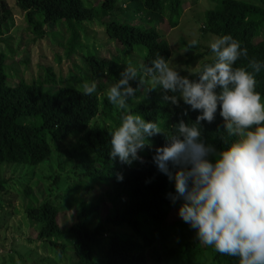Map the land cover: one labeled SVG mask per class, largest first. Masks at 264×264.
<instances>
[{
	"label": "trees",
	"instance_id": "obj_1",
	"mask_svg": "<svg viewBox=\"0 0 264 264\" xmlns=\"http://www.w3.org/2000/svg\"><path fill=\"white\" fill-rule=\"evenodd\" d=\"M14 1L24 12L33 43L45 40L49 27L69 29L65 55L72 68L67 75L57 76L53 67L41 66L39 76L31 80L20 75L9 56L17 53L10 46L12 39L3 38L14 11L10 1L0 0V169L12 165L26 171L19 179L0 176V208L12 206V192L24 196L28 201L25 217L38 241L50 256L66 255L71 264H238L237 258L221 255L186 233L191 228L182 219L169 223L180 202L172 204L168 194L175 192L174 182L151 162V151L140 153L145 164L134 162L131 167L111 161L108 155L109 132L124 115L107 96H101L108 82H117L129 63L137 67L139 79L157 54L168 61L172 57L171 44L157 20L144 17L135 25L122 17L132 7L137 15L157 13L176 28L183 0ZM96 23L121 45L119 55L104 56L95 45L85 50L83 37L89 25ZM202 31L217 37L230 34L247 48L248 59L264 62V0H216L205 12ZM207 51L212 55L210 48ZM74 57L82 62H75ZM213 60L204 61L201 68ZM55 61L60 64L62 56L56 54ZM20 63L28 66L30 60ZM247 64L241 58L235 66L247 68ZM256 80V90L264 100V69ZM93 81L98 94L83 95V83ZM129 103L133 112L159 122L168 133L178 119L191 122L199 114L190 111L182 117L187 106L162 102L159 90L147 94L142 89ZM222 135L228 143L234 139L224 132L218 109L215 121L203 124V137L223 149L228 143ZM152 142L161 146L165 140L156 136ZM54 157L57 169L47 176L48 194H41L33 175ZM117 173L123 174V181L117 180ZM112 187H117L116 194H110ZM66 212L74 214L70 225L61 224Z\"/></svg>",
	"mask_w": 264,
	"mask_h": 264
},
{
	"label": "clouds",
	"instance_id": "obj_2",
	"mask_svg": "<svg viewBox=\"0 0 264 264\" xmlns=\"http://www.w3.org/2000/svg\"><path fill=\"white\" fill-rule=\"evenodd\" d=\"M198 44L189 41L187 53ZM214 54L193 79L170 66L157 54L138 79V69L131 63L120 73L117 82L107 90V100L124 115L109 132L111 161L131 167L147 161L140 155L152 152L151 162L174 182L175 192L168 196L172 204L180 202L179 217L195 230L201 244L217 253L238 259V264H264V100L256 90V75L264 62L248 59V50L230 34L210 42ZM241 58L247 68L236 67ZM251 69V71L247 70ZM132 82H136L133 87ZM83 95L97 93V83L84 82ZM145 89L147 94L159 90L162 102L177 108L181 116L197 112L195 121L183 118L168 133L159 122L146 120L132 111L129 100ZM219 115L228 143L217 149L203 137V124H211ZM219 130V129H218ZM163 136L165 143L155 146L152 138ZM123 181L122 173H117Z\"/></svg>",
	"mask_w": 264,
	"mask_h": 264
},
{
	"label": "rangeland",
	"instance_id": "obj_3",
	"mask_svg": "<svg viewBox=\"0 0 264 264\" xmlns=\"http://www.w3.org/2000/svg\"><path fill=\"white\" fill-rule=\"evenodd\" d=\"M7 1H10L14 15L3 38L10 37L12 39L10 46L17 51L16 54L9 55L13 67L27 80L37 78L42 71L41 66L53 67L57 76L67 75L72 68V64L65 55V47H67V42L70 39L69 29L66 27H54L53 29L49 27L46 39L33 43V36L27 30L24 12L17 7L14 0ZM92 1L97 2L98 0ZM215 4L216 0H183V15L176 28H172L169 21L157 13L137 15L132 7L131 11L123 15L122 18H127L129 23L135 25L140 24L144 17L157 20L158 27L165 31L166 38L171 44L170 66L182 71L181 74L191 77L201 69L204 61L214 59V54L210 55L207 50L210 48V42L217 36L207 35L202 30L205 26V12L213 8ZM123 10L126 9L123 7ZM107 20L108 18H106ZM88 28L86 38L83 37V45L86 47V51L95 45L104 56L119 55L122 50L121 45L108 37L103 26L96 23L89 25ZM193 39L198 41L197 45L200 46V49L192 48L185 53L186 43ZM2 45L4 46V43ZM56 54L62 56L60 64L55 61ZM26 59L30 60L28 66L20 63ZM74 61L82 62L78 57H74ZM112 84L108 82V89ZM107 90L101 94L102 97L106 96ZM57 160L54 157L49 165L38 167L33 175V182L38 183L37 191L41 194H48L50 184L47 176L56 171ZM23 173L26 171L25 167L22 166L7 165L0 169V176L4 174L6 177L15 179L22 177ZM16 187L19 188L18 185ZM117 190V187H112L110 194H116ZM103 195L107 197L105 193ZM9 197L13 202L12 206L5 210L0 208V262L5 264H71L66 255L61 257L54 253L50 256L52 253L45 250L42 243L38 241L33 225L30 226L25 217L27 199L24 196L19 197L15 191ZM65 214L61 218V224L70 225L74 222V218H72L74 214L72 212ZM178 219H181L178 211H174L169 223ZM186 233L192 234L196 239L195 230H187Z\"/></svg>",
	"mask_w": 264,
	"mask_h": 264
}]
</instances>
